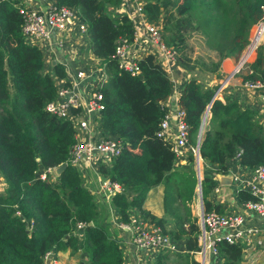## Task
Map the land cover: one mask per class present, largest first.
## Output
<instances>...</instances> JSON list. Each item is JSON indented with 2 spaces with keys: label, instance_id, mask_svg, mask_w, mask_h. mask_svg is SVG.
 I'll return each mask as SVG.
<instances>
[{
  "label": "trees",
  "instance_id": "trees-1",
  "mask_svg": "<svg viewBox=\"0 0 264 264\" xmlns=\"http://www.w3.org/2000/svg\"><path fill=\"white\" fill-rule=\"evenodd\" d=\"M53 1L78 12L91 53L106 76L103 86L92 88L102 97L98 130L118 140L121 150L98 171L119 183L121 191L99 207L95 193L88 191L77 168L68 162L74 142L72 122L45 111L56 95L55 79L66 77L64 68L54 64L51 72L44 70L41 51L23 40L21 4L0 0V177L5 183L0 193V264H42L47 253L65 250L83 253L84 264H124L116 233L101 223L105 216L112 218L110 207L120 222L129 221L132 209L135 216L182 241L183 252L158 253L154 264H198L190 255L198 235L190 207L197 183L194 156L187 151L186 164L175 166L170 145L155 135L163 115L160 103L171 93V80L150 53L136 60L134 74L113 57L121 40L133 39L131 20L114 13L120 0ZM142 12L148 23L158 26L161 42L173 49L178 67L218 77L220 60L237 59L249 28L264 23V0H145ZM191 30L202 34L205 46L217 56L215 61L185 52V33ZM247 67L250 72L242 75L243 81L264 79L260 52ZM216 88L202 85L194 76L183 83L177 103L184 113L188 145L215 167V173L223 172L230 160L248 168L264 166L260 113L236 100L212 98ZM62 163L66 166L56 183L35 177L38 167ZM211 175L204 168L202 208L222 212L210 200L216 184ZM159 184L171 228L163 217L143 207L147 191ZM236 194L240 201L253 199L244 190ZM76 222L83 223L81 230L75 228ZM215 249L216 264H243L240 244L220 240Z\"/></svg>",
  "mask_w": 264,
  "mask_h": 264
},
{
  "label": "built area",
  "instance_id": "built-area-1",
  "mask_svg": "<svg viewBox=\"0 0 264 264\" xmlns=\"http://www.w3.org/2000/svg\"><path fill=\"white\" fill-rule=\"evenodd\" d=\"M144 3L145 0H120L117 8L132 5V11L127 12L126 15L131 20L133 39L130 43H126L124 39L121 40L115 48L113 57L118 60L119 66L123 70L130 74L138 73L135 64L137 59L131 58L129 51L131 45L136 42L138 35L144 31L152 48L148 50L147 54H152L165 73L171 74L173 68L177 66L174 61V51L161 42L158 26L145 20L142 12ZM19 13L22 15L21 34L24 42L36 46L41 51L42 58L51 49L53 42L58 47H66L70 45L69 41L71 42L76 37L87 39L86 26L78 12L64 5H57L53 0H45V4L41 8L20 6ZM132 13L133 16L131 17ZM139 18L143 19L142 22L139 21ZM263 36L264 23L258 21L240 54V61L233 68V73L238 74L241 71L242 63L247 59L250 52L256 50ZM79 47L75 46L70 50L77 54ZM245 68L246 72H250L248 67ZM88 76L87 71L80 69L71 74L68 79H65L66 77L55 79V98L45 105V111L50 115L65 117L72 122L74 142L68 150V162L77 168L79 173L80 171L84 173L87 168L92 166L98 168L100 164L108 165L121 150V144L118 140L102 136L98 130L97 122L99 112L102 109V97L100 91H93L92 88L94 86L98 88L101 85H94ZM80 83L85 90L84 96L78 91ZM242 84L246 88L264 94V79L253 82L242 80ZM177 98H173L166 108L160 103L163 115L159 120L155 135L170 145L174 154L175 165L184 164L186 152L190 151L194 156V169L195 163H197L200 175V169L202 174L204 168H211V165L206 164L198 156L196 149L188 145L187 125L183 119V110L177 103ZM232 161L236 162L235 160ZM55 168L40 166L35 171V177L53 183L57 177ZM213 171H215V167ZM211 176L213 180H216L211 192L214 197L222 198L226 192L224 187L232 184L236 193L237 190H244L253 199L239 200V208L236 211L227 212L214 210L204 212L200 200L201 206L196 216L198 226L197 248L190 251V255L198 264H216L215 244L220 240L241 245L245 234H260L264 239V166L255 165L249 168L246 175L238 171L235 166H226L223 172ZM222 177H227L229 183L220 182ZM99 186V190L105 198L121 191L119 183L110 181L105 176L101 179ZM250 216L258 220L260 225L247 224V219ZM114 225L122 233L127 234V239L134 251V258L124 261V264H152L155 255L158 253L173 254L184 251L181 240L172 239L168 234L162 233L161 229L153 223L135 215L129 216L128 222L118 221ZM82 226L83 223H75L76 229L81 230ZM245 243L248 247L251 246L250 241H245ZM258 243L256 242V244ZM50 253H47L44 259Z\"/></svg>",
  "mask_w": 264,
  "mask_h": 264
},
{
  "label": "crops",
  "instance_id": "crops-1",
  "mask_svg": "<svg viewBox=\"0 0 264 264\" xmlns=\"http://www.w3.org/2000/svg\"><path fill=\"white\" fill-rule=\"evenodd\" d=\"M16 2H19L21 6L25 7H34V8H41L45 4V0H15ZM132 11V5H127L124 8H117L114 13H117L119 15L125 14L127 12ZM133 16V13L131 14V17ZM142 18H139V21L142 22ZM253 28V27H252ZM252 30V29H251ZM264 37V36H263ZM262 37V38H263ZM261 38V40H262ZM260 40V41H261ZM54 41V39H53ZM260 43H262L260 46L264 47V40H262ZM68 46L66 47H58L54 44V42L51 45V49L48 51L46 55H43V67L44 70L51 72V66L54 64H60L65 71L66 78L68 79L71 74H74L77 70H85L88 72L89 76L88 78L93 82L94 85H104L106 81L105 74L103 70L99 67V61L94 57V55L91 53V50L88 45V41L86 38L80 39L76 37L71 42L69 41ZM79 47V52L77 54L71 52V48L73 47ZM129 53L131 54V58L139 59L145 56L148 52V50L152 49L147 41V34L146 32H141L138 35V38L135 43H133L130 47ZM264 51V48H263ZM251 57H255L251 55ZM236 59L225 57L220 60L219 64V76L214 77L212 75H204L205 78L200 77L202 85L205 86H216L217 85V91L215 98L218 100L223 101V98L230 99V100H236L239 105L247 106L254 108L258 110L260 113L259 115V121L261 122L263 128H264V94L260 91L253 90L250 88H246L242 84L241 76L246 73L247 66H244L243 69L238 74L233 73V68L236 64L240 61V57L238 61L235 64ZM263 68H264V57H263ZM168 78L171 80L172 83V90L171 93L167 96L166 99H164L161 102V105L166 108V106L172 102L173 98L178 97L180 90L183 86V83L190 77L194 76L191 72H187L183 69H181L178 66H175L173 68V73L167 74ZM79 93H81L84 96V88L82 84L80 83V87L78 88ZM184 164H178L175 166H183ZM227 166L236 167L238 171L243 172L245 175L248 174L249 168L246 166L238 165L236 162L230 160L227 163ZM213 166L211 165V168H206L207 171H211L212 175L216 174L213 171ZM214 172V173H213ZM93 173L96 174V180L93 179ZM98 168L97 170L87 168L83 175L84 178L81 180L83 185L88 189V191L93 194L95 193L97 196L95 198L96 202H104L103 200H106L104 195L99 190V184H100V175ZM220 180H222V183L228 184L227 177H222ZM5 187V183L3 179L0 177V193L3 192V189ZM226 190L225 195L222 196V198H216L210 196V200L212 204L219 205L222 207V212L227 211H236L239 208L240 201L238 200L236 196V190L233 187V185H227L224 187ZM162 194V187L161 185H156L152 188H150L145 196L143 207L147 210H149L151 213L159 217L162 213L161 211V200H156V197L161 196ZM98 195L102 197V200L99 201ZM150 205L151 207H147V205ZM106 212V211H105ZM135 215V212L132 209L128 210V216ZM105 216L104 219L101 221L102 225L108 226L109 232L112 233V230H114V220L113 218ZM253 216H250V218L247 219V224H256L260 225L259 222H257ZM249 227V226H248ZM116 228V227H115ZM117 229V228H116ZM116 236L118 239L116 241L119 243V246L122 250V253H125L126 260H131L134 258V251L132 246L130 245L128 239L124 235V233L120 232L118 229L115 231ZM245 241H250L251 246L248 247L245 243ZM256 242H259L256 244ZM242 248V261L243 264H264V239L260 236V234L256 235H249L245 234L243 243L241 244ZM67 253L69 256L74 255L70 254L68 250L65 251H58L54 253H50L49 256L43 260L42 264H65L63 263V255ZM83 254V253H82ZM77 255V254H76ZM80 255V254H79ZM63 261V262H62ZM81 264H84V261L80 262Z\"/></svg>",
  "mask_w": 264,
  "mask_h": 264
},
{
  "label": "rangeland",
  "instance_id": "rangeland-1",
  "mask_svg": "<svg viewBox=\"0 0 264 264\" xmlns=\"http://www.w3.org/2000/svg\"><path fill=\"white\" fill-rule=\"evenodd\" d=\"M117 14V13H116ZM254 25H252L250 28H249V33H248V37H250L251 35V32L253 30ZM252 29V30H251ZM262 40H264V37L262 38ZM261 40V41H262ZM262 43H260L261 45ZM185 45H186V48H185V52L192 58L194 57H197V56H200L201 58H203L205 61H209V60H212V61H215L217 59V56L216 54L210 50L209 48H207L205 46V43H204V37L202 36V34L199 32V31H188L187 33H185ZM263 46H260L258 45V47L256 48V50H254V52H250L249 56L247 57V59L242 63V69L244 67V64L246 63L245 66L248 65V63L252 62L254 60V57H251V55L254 56V54H256L257 52H260L262 54V59L264 57V51H263ZM240 57V56H239ZM239 57L236 59L235 61V64L236 62L238 61ZM217 73L219 74V72L217 71ZM192 74L195 75V78L201 82V79L200 77H203L205 78L204 75H211V73H206V72H201V71H196L194 70L192 72ZM186 163V162H185ZM178 165V164H177ZM178 167V166H177ZM194 167V165H193ZM91 169H94V170H97V166H92ZM195 170V169H194ZM100 175V179H103V176L101 174ZM196 175V173H195ZM58 176V175H57ZM80 176H82V179L84 178L85 175H83V173L80 171ZM93 179L96 180V174L93 173ZM200 178H202V174H201V169H200ZM57 182V178L56 180L53 182V183H56ZM162 187V186H161ZM195 188H197V184L195 186ZM197 191L195 190V195L192 199V202H191V212L192 214L196 217L197 214L199 213V209H200V200L198 198V193H196ZM95 196H97L95 194ZM211 196L213 197V194L211 193ZM107 198L111 197V196H106ZM98 198H99V201L102 200V197L100 195H98ZM214 198V197H213ZM158 199V201L161 200V211L162 213L160 212V216L163 217L167 223V227L168 228H171V223H170V216L166 213H163V208H162V194L161 196L159 195V197H156V200ZM144 202V201H143ZM99 204H97L99 207L101 206V202H98ZM110 204V202H109ZM147 207H151L150 205L146 204ZM109 213H111L112 215V218L115 222V224H117V222L119 221L118 220V216L116 214V212L113 210V208H109ZM159 216V217H160ZM109 218V217H108ZM116 226L114 225V231H117V229L115 228ZM119 230V229H118ZM120 231V230H119ZM121 232V231H120ZM127 237V234H124ZM111 236H113V234H111ZM117 242V241H116ZM118 243V242H117ZM119 244V243H118ZM120 247V246H119ZM121 249V248H120ZM77 254V255H76ZM74 255H71L69 256L67 253H65L62 257L63 259V263L65 264H81L80 262L81 261H84L86 260V256L84 254H80V253H76ZM80 254V255H79ZM123 256H124V261L126 260V256H125V253H123ZM152 264H154V260L152 262Z\"/></svg>",
  "mask_w": 264,
  "mask_h": 264
},
{
  "label": "water",
  "instance_id": "water-1",
  "mask_svg": "<svg viewBox=\"0 0 264 264\" xmlns=\"http://www.w3.org/2000/svg\"><path fill=\"white\" fill-rule=\"evenodd\" d=\"M215 93H216V90L214 91L212 98L215 97ZM205 114H206V112L204 113L203 118L201 120L202 123H203V120L205 118ZM198 137H199V134L197 135V139H198ZM65 166H66V163H62V164L58 165L55 168V173L58 175L64 169ZM195 172H196V179H197V183H196L197 184V188H196V190L198 191V196H199V200H200V180H201V178H200V175H199V169H198L197 163H195ZM220 182H222V180H220Z\"/></svg>",
  "mask_w": 264,
  "mask_h": 264
},
{
  "label": "clouds",
  "instance_id": "clouds-1",
  "mask_svg": "<svg viewBox=\"0 0 264 264\" xmlns=\"http://www.w3.org/2000/svg\"><path fill=\"white\" fill-rule=\"evenodd\" d=\"M106 77V76H105ZM103 86V85H102ZM99 88V87H98ZM217 89V88H216ZM99 119V118H98ZM98 123V122H97ZM57 167V166H56Z\"/></svg>",
  "mask_w": 264,
  "mask_h": 264
}]
</instances>
